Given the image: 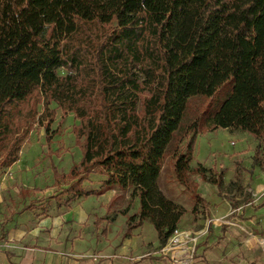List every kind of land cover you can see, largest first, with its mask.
<instances>
[{
    "label": "trees",
    "instance_id": "16d2710c",
    "mask_svg": "<svg viewBox=\"0 0 264 264\" xmlns=\"http://www.w3.org/2000/svg\"><path fill=\"white\" fill-rule=\"evenodd\" d=\"M193 97L210 102L185 129L172 170L194 215L204 201L190 177L198 134L247 133L264 171V0H0V170L18 161L29 123L44 125L50 145L55 104L78 122L81 157L66 174L65 203L131 188L128 208L133 199L139 208L124 212L122 239L149 223L163 247L186 214L157 181ZM195 171L223 185L222 171L213 180ZM91 174L100 189L83 188Z\"/></svg>",
    "mask_w": 264,
    "mask_h": 264
},
{
    "label": "rangeland",
    "instance_id": "374dc122",
    "mask_svg": "<svg viewBox=\"0 0 264 264\" xmlns=\"http://www.w3.org/2000/svg\"><path fill=\"white\" fill-rule=\"evenodd\" d=\"M58 74L65 75L66 72L59 70ZM223 99H225V95L222 92L211 100L212 105L216 107ZM208 102L210 99L204 97H193L188 100L179 128L166 150L159 185L168 197L183 207L186 212L182 217V221L186 225L178 227V229L205 230V235L201 238L200 247L202 250L210 243L215 246V231L220 230L221 233V227L236 226L242 230L244 243L249 239L257 243H251L250 254L245 251L246 258L248 255L252 259L253 250L258 248L263 251L264 249V183H258L261 187L255 186V180L262 181L264 178V171L252 165V157L257 146L253 137L241 131L225 129L197 135L194 142L193 159L190 164L194 172L190 177L197 183V191L203 196L204 201L196 206V214L191 213L195 202L174 181L172 161L177 151L183 148L185 129L200 115ZM49 108L55 111V117L50 126V131L53 133L50 145H46L45 142L44 125L29 123L30 131L21 146L18 161L11 167L0 170V227L2 223L6 224L9 221L10 216L18 213L25 203H31V205L25 206L24 210L28 211L34 208L32 203L41 198V201H65L70 197V195L61 194V191L72 182V179L66 174L73 165L78 164L81 157L80 150L75 146L72 131L78 122L72 114H68L62 119L61 111L55 104H51ZM37 110L41 114V107H38ZM261 158L264 163V156ZM53 166L56 167L59 174L63 175L57 182L52 176L51 168ZM198 168L204 170L206 177L210 180L216 178L222 171L223 185L216 187L212 183L203 181L195 171ZM229 182L235 183L233 189L229 188ZM25 187L37 188L41 191L42 197L37 196L33 201H26L25 197L31 194L24 192ZM85 189L88 190L89 187L86 186ZM130 190L131 188H129ZM131 206L132 210L136 207L139 208L138 200L133 199ZM245 207H247L246 211ZM244 212L249 215L244 217ZM247 217H251L250 223L245 222ZM136 235L138 240H143L145 243H155L158 240L156 231L149 223L143 231H139ZM235 240L239 241L238 238ZM161 248L160 246L156 247L153 253L162 254ZM221 248L224 250V246ZM228 249H231L233 252L231 255L235 258L236 249L234 246L231 245ZM215 253L223 255L227 253V250H217ZM165 257L174 264V251L165 254ZM195 257L196 255L191 264H204L199 260L200 258ZM243 257L244 254L237 253L235 261L247 264V260ZM257 264L262 263L257 262Z\"/></svg>",
    "mask_w": 264,
    "mask_h": 264
},
{
    "label": "crops",
    "instance_id": "0c3cea01",
    "mask_svg": "<svg viewBox=\"0 0 264 264\" xmlns=\"http://www.w3.org/2000/svg\"><path fill=\"white\" fill-rule=\"evenodd\" d=\"M162 169L158 187L166 198L173 200L159 185ZM263 179L255 180V186L261 187L258 183H264ZM102 180V177L91 174L83 188L87 186L88 190H98ZM24 192L31 194L25 197L26 201L42 197L37 188L25 187ZM130 194L129 189L115 188L99 196L74 199L68 204L66 200L41 201L42 198H39L32 203L34 208L28 211L24 210L25 206L31 203L23 204L18 213L10 216L9 221L0 227V264H172L169 258L153 253L159 247L158 240L145 243L136 238V234L143 231L148 223L135 230L131 238L122 239L126 216L138 211V207L132 210L131 205L127 208ZM244 213V217L249 215ZM246 219L245 222H251V217ZM182 220L178 227L186 225ZM219 231H215V246L210 243L202 250L200 239V249L195 258H200L204 264H241L235 261L236 254L240 253L244 254L247 264H264V249L257 248L252 251V259L248 255L246 258L245 251L250 254L251 243H257L250 239L244 243L240 228L221 227V233ZM237 238L239 241L235 240ZM231 245L236 249L235 258L228 249ZM223 246L227 253L217 255V250L224 251ZM184 254L185 249L178 250L177 257Z\"/></svg>",
    "mask_w": 264,
    "mask_h": 264
},
{
    "label": "built area",
    "instance_id": "2783aa9c",
    "mask_svg": "<svg viewBox=\"0 0 264 264\" xmlns=\"http://www.w3.org/2000/svg\"><path fill=\"white\" fill-rule=\"evenodd\" d=\"M205 230H180L176 229L168 239L167 243L161 248L160 256L174 251V264H191L194 256L198 255V245L200 239L205 235ZM185 249V254L177 257L178 250Z\"/></svg>",
    "mask_w": 264,
    "mask_h": 264
}]
</instances>
